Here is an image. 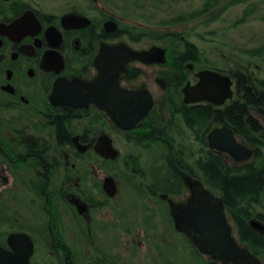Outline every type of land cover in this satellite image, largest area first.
I'll return each instance as SVG.
<instances>
[{
	"label": "flooded vegetation",
	"instance_id": "1",
	"mask_svg": "<svg viewBox=\"0 0 264 264\" xmlns=\"http://www.w3.org/2000/svg\"><path fill=\"white\" fill-rule=\"evenodd\" d=\"M249 2L0 0V246L10 250L11 234L28 235L31 264H226L177 230L171 202L193 200L199 183L223 199L202 181L203 147L230 170L254 159L227 122L241 100L233 74L250 69L207 66L206 54L234 53L232 45L191 41ZM128 51L164 62L129 60ZM204 71L229 77L232 98L186 102L183 90ZM113 87L153 101L136 128H121L103 107ZM223 129L252 150L250 159L211 148L210 136ZM103 147L118 157L105 158ZM119 147L156 149L164 165L145 174ZM226 214L237 244L264 264V220L243 226Z\"/></svg>",
	"mask_w": 264,
	"mask_h": 264
},
{
	"label": "water",
	"instance_id": "2",
	"mask_svg": "<svg viewBox=\"0 0 264 264\" xmlns=\"http://www.w3.org/2000/svg\"><path fill=\"white\" fill-rule=\"evenodd\" d=\"M126 53L129 60L152 62L148 58L158 55V61L164 62L160 59L163 55L155 52L148 56L135 55L129 51ZM124 65L125 61L122 62V66ZM199 77L201 80L197 86L192 88L188 86L183 90L187 97L186 102L199 100L222 104L226 99L232 98V81L229 77L213 71H204ZM107 88L109 90V86ZM113 90L114 93L111 94L114 99L122 97L115 101L109 96L102 101L103 107L121 128L125 130L136 128L148 116L153 101L150 98L142 101L141 94L121 92L117 87H113ZM66 104H69L68 100ZM210 144L211 148L228 153L237 161L248 160L253 155L252 150L242 147L228 129L215 131L210 136ZM101 154L107 159L115 160L118 157V152L113 147H103ZM113 183L112 178L106 180L105 190L110 196L116 192L113 190ZM171 213L177 230L185 234L201 254L226 264H261L247 248L237 244L223 199L206 190L201 183L194 190L193 200L187 204L178 205L171 202ZM252 224L260 228L258 222ZM8 243L10 250L0 246V264H31L34 244L28 235L11 234Z\"/></svg>",
	"mask_w": 264,
	"mask_h": 264
},
{
	"label": "trees",
	"instance_id": "3",
	"mask_svg": "<svg viewBox=\"0 0 264 264\" xmlns=\"http://www.w3.org/2000/svg\"><path fill=\"white\" fill-rule=\"evenodd\" d=\"M233 75L241 100L227 122L251 146L254 159L246 167L230 170L203 147L199 170L203 183L222 196L228 215L247 226L249 219L264 220V79L240 68Z\"/></svg>",
	"mask_w": 264,
	"mask_h": 264
},
{
	"label": "rangeland",
	"instance_id": "4",
	"mask_svg": "<svg viewBox=\"0 0 264 264\" xmlns=\"http://www.w3.org/2000/svg\"><path fill=\"white\" fill-rule=\"evenodd\" d=\"M198 32L201 33L202 39L201 37L199 39L191 38V41L200 47L212 46L217 42L219 47L221 43L233 46L230 49L234 53L228 51L230 54L228 52L225 54V51L223 54H206L204 62L207 66L223 68L227 62L235 68L248 67L254 75L264 79V0H250L248 4L239 5L231 12L226 13L218 22L205 25ZM222 36L224 39L221 38ZM119 149L124 155L136 156L141 172L143 171L145 174H149L153 166L164 165L162 160L154 159V156L158 157L161 154V151L156 149L146 150L137 147H119ZM138 175L142 176V174ZM188 252L191 253L190 250ZM46 255L47 252L41 248L38 256Z\"/></svg>",
	"mask_w": 264,
	"mask_h": 264
}]
</instances>
